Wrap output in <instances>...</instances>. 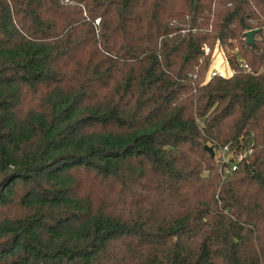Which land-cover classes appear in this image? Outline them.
Listing matches in <instances>:
<instances>
[{
  "label": "trees",
  "instance_id": "obj_1",
  "mask_svg": "<svg viewBox=\"0 0 264 264\" xmlns=\"http://www.w3.org/2000/svg\"><path fill=\"white\" fill-rule=\"evenodd\" d=\"M213 1L0 0V264H264V0Z\"/></svg>",
  "mask_w": 264,
  "mask_h": 264
},
{
  "label": "built area",
  "instance_id": "obj_2",
  "mask_svg": "<svg viewBox=\"0 0 264 264\" xmlns=\"http://www.w3.org/2000/svg\"><path fill=\"white\" fill-rule=\"evenodd\" d=\"M204 49L206 52H208V48H204ZM213 59L214 58H212V65L214 63ZM225 63H226V61H225ZM226 66L228 69L227 63H226ZM228 70H230V69H228ZM227 74H228V72H227ZM231 74H232L231 70L229 71V75L227 76L225 71H223L221 68L219 69V68L215 67V68H212L211 70L208 71L207 77L208 78L215 77V76L229 77V76H231ZM216 149H217V153H218L217 155L221 159L222 164L223 163H230L231 164V171L236 170L237 164L240 163L244 158H246L252 152L251 149H249L247 151L240 152L239 154L235 155L230 151L229 145H225L223 147H217Z\"/></svg>",
  "mask_w": 264,
  "mask_h": 264
},
{
  "label": "rangeland",
  "instance_id": "obj_3",
  "mask_svg": "<svg viewBox=\"0 0 264 264\" xmlns=\"http://www.w3.org/2000/svg\"><path fill=\"white\" fill-rule=\"evenodd\" d=\"M215 1H219V0H214L213 1V4L211 5V13H219L221 11V8L217 6ZM185 2H183V0H179V2L176 5L177 6V10H180L183 13H188V7H186ZM183 4H185V6ZM220 13H222V11ZM225 55H226V53L224 52L222 47L219 44H216L215 47H214V50L212 51V56H213L212 58H214L213 59L214 63H213V65L211 63V66H210L209 70H211L212 68L216 67L215 62H216L217 58H220V65L222 67L220 65H218L217 68H219V69L221 68L223 71H225L226 75L228 76L229 75V70L227 69V66H226L227 62L225 63V61H226ZM227 71H228V74H227ZM203 175H207V172L203 171Z\"/></svg>",
  "mask_w": 264,
  "mask_h": 264
},
{
  "label": "water",
  "instance_id": "obj_4",
  "mask_svg": "<svg viewBox=\"0 0 264 264\" xmlns=\"http://www.w3.org/2000/svg\"><path fill=\"white\" fill-rule=\"evenodd\" d=\"M256 32H258V30L247 31V32H245V33L243 34V36H244V38L246 39V41H247L248 44H251V43H252L253 36H254V34H255ZM204 150H205L206 152L209 153V155L211 156V158L214 157V152H213V148H212V147H210V146H205V147H204Z\"/></svg>",
  "mask_w": 264,
  "mask_h": 264
},
{
  "label": "crops",
  "instance_id": "obj_5",
  "mask_svg": "<svg viewBox=\"0 0 264 264\" xmlns=\"http://www.w3.org/2000/svg\"><path fill=\"white\" fill-rule=\"evenodd\" d=\"M229 69V68H228ZM230 71V70H229ZM228 72V71H227Z\"/></svg>",
  "mask_w": 264,
  "mask_h": 264
}]
</instances>
